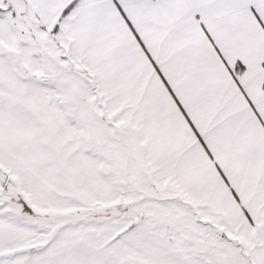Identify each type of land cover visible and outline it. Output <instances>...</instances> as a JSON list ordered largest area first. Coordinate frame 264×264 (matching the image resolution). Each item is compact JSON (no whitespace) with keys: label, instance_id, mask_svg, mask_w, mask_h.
Here are the masks:
<instances>
[{"label":"snow or ice","instance_id":"snow-or-ice-1","mask_svg":"<svg viewBox=\"0 0 264 264\" xmlns=\"http://www.w3.org/2000/svg\"><path fill=\"white\" fill-rule=\"evenodd\" d=\"M0 264H264V0H0Z\"/></svg>","mask_w":264,"mask_h":264}]
</instances>
